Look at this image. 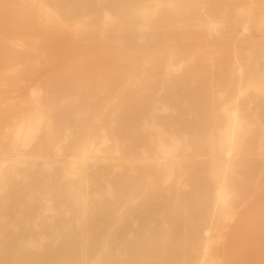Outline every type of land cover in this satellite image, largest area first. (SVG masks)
<instances>
[{"label":"bare ground","instance_id":"6f19581e","mask_svg":"<svg viewBox=\"0 0 264 264\" xmlns=\"http://www.w3.org/2000/svg\"><path fill=\"white\" fill-rule=\"evenodd\" d=\"M196 1L0 0V32L32 38L30 48L16 37L26 49L0 50L1 66L10 58L32 64L38 44L47 53L37 60L46 73L17 67L22 79L35 77V100L3 108L13 116L4 125L10 133L0 125V264H264V103L245 94L239 78H215L203 63L173 74L175 55L161 58L164 38L193 35L182 21L199 19ZM206 24L214 31L224 20ZM64 47L78 54L75 149L74 133L60 135L65 115L56 103L66 87L65 111L74 113L77 71L61 65L64 84L51 66ZM66 140L59 168L68 192L51 172ZM221 218L233 219L223 223L228 231ZM214 243H229L222 261Z\"/></svg>","mask_w":264,"mask_h":264},{"label":"rangeland","instance_id":"374dc122","mask_svg":"<svg viewBox=\"0 0 264 264\" xmlns=\"http://www.w3.org/2000/svg\"><path fill=\"white\" fill-rule=\"evenodd\" d=\"M211 1H213V0H197L196 1V6H197L198 11H199V19L187 20L185 18L182 21L183 23H185V22L188 23V25L185 26L186 28H189V29L192 28L193 29V35L191 36V38L186 39V38H182L181 36L177 35L176 37L173 38L174 40H172V38L169 37L170 40L168 39V42H167V37L168 36H167V34L165 35V32H164L165 28L164 27L161 28L162 32H164L162 34L163 38H164V36L165 37L167 36L163 40V42H165V40H166L167 44L165 42V45H166L165 46L166 49H165L163 47L164 46V43H163L162 47L165 49V51L163 50V48H161L162 51H163V52H161V58L165 59L166 58L165 56L168 53H173L175 55L173 57V63H174V66H173V69H172V73L173 74H178V73L181 74L182 70H184L185 67L190 66V65H195L197 63H203V64H205L204 66L207 68L209 73L212 74L215 78H216V76L219 75L220 72L224 75V78H226L228 80H235V79L239 78V79H241V83L244 84V88H246L245 89V94H247V93L248 94H253L255 96V98L257 97L256 100H259L260 103L261 102L264 103V99H263L264 91L263 92H262V90L259 91L257 88L254 87V84L256 82L264 84V0H221L220 3H218L219 1L216 0V2H217L216 5L218 7L217 10L221 8L218 11L214 10V4L213 3L215 1L214 2H211ZM213 16L215 18H217V19L219 18L221 20H224V24L222 26L218 27L216 30L211 31V30H209L208 25L206 24V21L209 19V17L212 18ZM201 22H205V23L201 24ZM177 24L178 25L174 26L175 28L173 27L175 30H181L182 28H184L182 25H180V23H177ZM199 27H201V28H199ZM6 34L8 35L7 37H9L10 34L5 33V32L3 33V31L0 32L1 37H4L2 39L0 38V41H1L0 50L1 51L3 49H5V48H9V47H14V48L18 47L19 49L18 48H16V49L23 50L25 45H27V47L30 48V44H31L30 41L32 39V38H30L31 36H26V38L23 37L25 35H23L22 37L20 36L21 39L23 38L25 41L29 42V43H26L23 40V42H25L26 44L25 45L20 44V46L16 45L17 44L16 42L19 41L20 37L16 36V37L19 38L18 39L16 37L14 38L13 36H10L9 37V41H11V39L13 40V38H14L13 41L9 42L10 45H11L10 46V45H8V42H6V40H8V38L6 37ZM26 34H28V33H26ZM207 34H208V36H207ZM11 37H13V38H11ZM27 37H29V39ZM220 37H222V38H220ZM219 39H221V42L223 44H221L219 49H216L211 44V42L219 40ZM2 42H3V45L6 43L8 45V47H7L6 44H5L6 47L1 46ZM12 42H14V44ZM36 45L37 44L34 45L35 46L34 47L35 50L38 47V45H39V48H37L38 49L37 52H35V51L34 52L36 53L38 59L43 60V57H44L43 54H47V53H45V49L46 48H44V46L41 45L43 47V49H44L42 51V50H40V49H42L40 44H38L37 46ZM2 47H4V48H2ZM21 47L23 49H20ZM29 48H27V49H29ZM69 48H71V47H68V49ZM25 49H26V47H25ZM66 49L67 48L64 47V48L61 49V51L63 50L65 53H68L67 55L66 54L64 55L63 51L61 52V53H63V55H59L61 53H56L55 54L56 56L59 55L58 56L59 61L55 58L56 57L55 56L53 58L54 60H52V62L57 63V64L54 65V63H52L51 66L55 67V68L52 67L53 69H57V70H55V72H59L60 75H63L65 77V80H64V77L62 79L64 81V84H65L66 76H67L66 72H63V71H65L64 68H66L67 73H68V70H69L68 67H72V69L76 68V71H77L76 73H73V74H75V75H73V77L75 76L74 78H76L75 80L73 79V82H75V84L73 83V90H72V97H73L72 98V104L75 106L73 108V112H74L72 114L73 116L72 115L71 116L68 115V113L65 111V110L68 109L67 106L69 104L68 102H69V99H70V98L66 97L68 95V94L67 95L65 94L67 92V90H66L67 88L66 87H65L66 89L63 88L65 91H63L62 93H59L58 100H57V103H56V106L58 105L56 107V109L58 108L59 111L63 112V110H64V112H66V113L63 112V114L61 112H59V114H61L63 116L65 115L66 117L67 116L71 117V118H68V117L66 118L64 116L65 117L64 120L66 122L62 119L64 117L60 118L61 120L59 119L60 122H61V123L59 122V124H60L59 126L61 127L60 135L64 136L66 133H68V135H70V134L72 135V133H74L72 136H74V138H77V139H74L71 136H70V139H74L72 141H75V140H78V136L77 135H79L78 131H79V127H80L79 126L80 125L79 117H76V114L79 113V112H77V110L79 109V108L77 109V107H78L77 103H78V100H79V98H78L79 94H76V93H79V91H78L79 89H77V88L80 86L79 85L80 84V79L77 77V76H79L78 67H76L78 65V64H76L78 62V57H77L78 54H76V50L74 52L72 51L73 47H72V49H69V52H67ZM46 52H48V51L46 50ZM70 52H71V54H69ZM38 53H40L42 55V57ZM163 53H164V55H163ZM72 55H73V57H71ZM75 55H77V56H75ZM162 56H164V57H162ZM60 57H62V58H60ZM11 59L12 58L7 60L8 61L7 64H5L6 62H4V64H2V66H1V63H0V74L5 76L4 77V76L0 75V103H1L0 104V109H2L1 112L4 110V112L1 113V114H3V113L4 114L0 115V117L2 116L0 118V125H2V126H4L6 123L8 124L9 121L12 119L10 117L13 116V115H9L8 116V113H5L6 109H3V108L6 107L8 109L7 111H10V108L12 110H14L15 108H18V104L20 102L23 103V104H26L27 101H32V99L35 97L34 94H32L34 97L30 96L31 95V93H30L31 92L30 91L31 90L30 89L31 86H33V85L35 86L37 84V82L34 80L35 77L34 78L32 77V79L28 78L27 80L26 79H22L24 77L22 75H19L20 71L19 70L17 71V69L24 67L26 69H29V71H30V69L35 70V71L31 70V72H33L32 73L33 75H35V73L39 74V72H40V74L41 73L42 74L46 73V70L42 66V64L39 61L37 62L38 59H34L37 64L34 63V60L31 61L32 62V64H31L29 62L30 60H26L24 62L19 63L17 60L12 59L15 62H18V63H15L14 61L10 62ZM76 59H77V61H76ZM61 60H63V61H61ZM26 62H27V64H25ZM74 63H75L76 66H74ZM19 64H21L20 67H18ZM67 64H68V67H67ZM26 65H30L31 67L27 68ZM56 65L57 66L59 65L58 66L59 68L56 67ZM61 65H63V66H61ZM60 66L62 67L61 69L63 71L60 69ZM1 67H2V70H1ZM58 69H60V71H58ZM73 72H75V70ZM11 77H12V79H11ZM13 77H14V79H13ZM16 77H18L22 81L17 79ZM194 78H197V76L194 77ZM5 80H7L8 82H6ZM242 80H243V82H242ZM248 82H250V83L247 84ZM18 83L21 84V85H18ZM76 83H78V84H76ZM64 84H63V87L65 86ZM13 85H15V87ZM223 86H224V83L215 84V88H217V89L218 88H222ZM27 87H28V89H27ZM75 90H76V92H75ZM23 91H24V93H22ZM26 95L27 96L29 95V97H27ZM23 96L25 97L24 98L25 100L22 98V100H24L23 102L22 101H18ZM30 97H32V98H30ZM36 97H37V95H36ZM220 99L222 100L223 98H220ZM220 99L217 100L218 104L221 103ZM261 99H262V101H261ZM33 100H35V99H33ZM74 100H75V103H74ZM76 105H77V107H76ZM263 106H264V104L262 105V107L260 106L261 108L259 107L258 114L262 111V110L260 111V109H262ZM59 107H61V108H59ZM189 109L190 108H187V109L185 108V110L186 111L188 110L189 113H191L190 115H192V112ZM185 110H183V112L186 113L185 116H187V118L190 117V116H188L189 114H187L188 112H185ZM192 111L195 114H193L189 119L194 120L195 117L193 118V116L194 115L195 116L198 115V113L195 112L194 110H192ZM10 112H13V111H10ZM10 112H9V114H10ZM262 112L264 114V111H262ZM262 112H261V114H259V117L261 119H263V121H264V116L262 115ZM6 118H7V121H6ZM195 119H198V116ZM61 124H63V126H61ZM5 126L3 127V129L5 128L4 129L5 131L7 129L9 130L11 128V127L8 128L9 126H7V128H6ZM67 129L70 130V131H68ZM41 131L44 132V129H41ZM8 132L10 133L11 131H8ZM8 132H6V133H8ZM43 132H39L38 135H41ZM76 133H78V134L76 135ZM66 142L63 144V148H65L64 154H63V158L59 159L58 163H54L53 164L54 167L51 168V172H52V175H54V177L56 176L55 180H57V179L59 181L61 180L60 183L57 180V183H59L60 186L64 185L63 187L65 188L64 189L65 192H68L69 190H67V189L69 188L70 181H69V179L67 177L63 176L62 170H60V168H59L65 162L64 158L69 153L70 145H68L69 142L67 140H66ZM76 143H77V141H75V143L73 142V146L74 147L72 146V148L75 149V147L77 146ZM51 148H52V146H50L49 149H51ZM51 151L52 152H50V150H49V152H50L49 155H52L51 153H53V149ZM41 159L36 160L37 164H39V162L41 163L43 161V158H41ZM55 171H56V173H55ZM58 171L61 173V175L59 173V177L57 175ZM51 179L54 181V178H51ZM67 180H68V182H66ZM62 181H63V183H61ZM48 184L49 183L46 182L44 185L47 186ZM34 193H31L33 195V199H35V201L36 200L37 201L40 200L41 193L38 192V191H36ZM36 193H38V194L36 195ZM36 197H38V199ZM208 218H212V217H208ZM225 220H227V219L224 218V220H223V218H221L219 224L221 225L220 227H224L223 231H228V229H226V228L227 227L229 228V227L232 226V224H233L232 220L233 219H231V220L229 219L232 222H229V220L227 222H225ZM223 223H226V225H227L226 228H225V226H223V225H225ZM137 225H138V223L133 225L134 228H136ZM190 226L191 227L195 226V222L191 221ZM220 238H218L217 240H220ZM221 240L223 241L222 243L225 242L224 239L221 238ZM124 241L127 242V240H124ZM220 242H219V245L221 244ZM216 244L217 243H214V247L216 246V248H218L219 245H216ZM123 245H125V243H123ZM221 246H222V244H221ZM221 246H219L220 247L219 249H222L223 255L219 251V253H220V261H222L224 255L226 256L228 254L229 249H230V247H228L229 243L224 244V248L223 247L221 248ZM124 256L125 255H123V257ZM137 264H139V263L137 262Z\"/></svg>","mask_w":264,"mask_h":264}]
</instances>
